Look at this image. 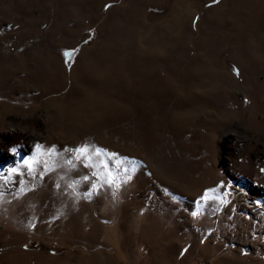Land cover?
Segmentation results:
<instances>
[{
  "label": "rangeland",
  "instance_id": "rangeland-1",
  "mask_svg": "<svg viewBox=\"0 0 264 264\" xmlns=\"http://www.w3.org/2000/svg\"><path fill=\"white\" fill-rule=\"evenodd\" d=\"M0 142V264H264V0H0Z\"/></svg>",
  "mask_w": 264,
  "mask_h": 264
},
{
  "label": "snow or ice",
  "instance_id": "snow-or-ice-1",
  "mask_svg": "<svg viewBox=\"0 0 264 264\" xmlns=\"http://www.w3.org/2000/svg\"><path fill=\"white\" fill-rule=\"evenodd\" d=\"M65 57L70 58L71 57V53L69 52H65L64 53ZM10 152L15 153L16 149L12 148L10 149ZM72 152L77 160V162H82L84 164V167H88L91 168L93 167V165L89 162L90 161V155H89V149L87 146H82V147H76L74 149H72ZM55 155L54 150L53 149H43V147L39 144H36L34 146V150H33V155L31 157H25L22 161L24 167L27 168V170L31 173L34 171V167L40 164V157L42 156H47L49 159H51L53 156ZM96 156L100 155L99 150L96 151L95 153ZM67 163H71L70 160L66 161ZM44 166L45 168H47L48 166V161L45 160L44 161ZM100 167L102 170H104L105 172V179L103 181V183L107 184L108 186H113L116 184V180L114 178V176L112 175V173L106 169V166L104 165L103 161H100ZM261 171H264V169H262ZM15 172V169H10L9 173H13ZM99 179V177H97ZM88 176H84L83 180L85 182H88ZM94 190H97V185L95 183L91 184V188L87 189L84 192V195L86 197H90L93 193ZM114 195H115V190H114ZM193 215H195V213H193Z\"/></svg>",
  "mask_w": 264,
  "mask_h": 264
},
{
  "label": "bare ground",
  "instance_id": "bare-ground-1",
  "mask_svg": "<svg viewBox=\"0 0 264 264\" xmlns=\"http://www.w3.org/2000/svg\"><path fill=\"white\" fill-rule=\"evenodd\" d=\"M58 85H59V83H58ZM48 89V88H47ZM45 90V89H44ZM35 95V94H34ZM40 95V94H39ZM41 96V95H40ZM43 96V95H42ZM36 97V96H35ZM19 98V97H18ZM24 99V98H23ZM32 99H37V98H32ZM39 99H40V97H39ZM38 99V100H39ZM20 100V99H19ZM28 100V99H27ZM21 101H23V100H21ZM29 101V100H28ZM37 101V100H36ZM30 102H32V101H30ZM55 102V101H54ZM25 104V103H24ZM67 104V103H66ZM72 108V107H71ZM59 111V110H58ZM1 145H2V143L0 142V147H1ZM9 180V179H8ZM230 190H232V188L230 187ZM240 196H238V194H237V192L235 193V195L232 197V200H233V202L234 203H237L240 199Z\"/></svg>",
  "mask_w": 264,
  "mask_h": 264
}]
</instances>
